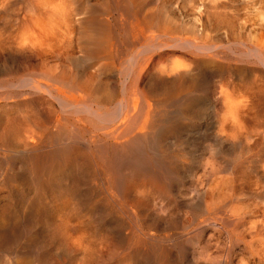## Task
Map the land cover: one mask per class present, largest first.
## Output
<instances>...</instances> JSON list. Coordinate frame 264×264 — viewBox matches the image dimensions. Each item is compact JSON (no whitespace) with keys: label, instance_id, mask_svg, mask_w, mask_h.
<instances>
[{"label":"bare ground","instance_id":"6f19581e","mask_svg":"<svg viewBox=\"0 0 264 264\" xmlns=\"http://www.w3.org/2000/svg\"><path fill=\"white\" fill-rule=\"evenodd\" d=\"M180 1L0 0V160L11 189L34 186L23 202L12 195L7 205H53L42 189L47 178L68 179L80 205H98L97 193L107 205H126L132 232L115 230L132 243L128 250L168 263L190 241H154L132 205H142L150 190L198 208L230 203L226 176L205 192L192 187L173 161L174 149L207 142L225 175L254 159L244 151L243 119L247 96L252 106L264 100V82L215 81L249 58L264 64V49L250 40L230 56L200 31L184 35ZM222 22L210 18L206 25ZM23 171L25 178L16 175ZM206 214L211 227L248 250L243 264H264V214L249 221L236 206Z\"/></svg>","mask_w":264,"mask_h":264},{"label":"rangeland","instance_id":"374dc122","mask_svg":"<svg viewBox=\"0 0 264 264\" xmlns=\"http://www.w3.org/2000/svg\"><path fill=\"white\" fill-rule=\"evenodd\" d=\"M211 1H180V30L184 35L191 36L194 30L200 31L203 40L223 46V51L230 56L234 55L233 52L240 53L244 48L241 43L250 40L259 41L264 49V0ZM206 4L209 8L204 9ZM210 18L223 22L210 27L206 25ZM235 67L240 69V76L233 72ZM231 68L230 72L216 79V85L222 81L231 86L241 83L245 87H257L264 82V64L257 63L255 59L249 58ZM247 97L249 105L243 119L242 140L244 151L254 152V159L243 167L237 169L232 166L227 175L223 174L218 167L220 155L207 142H194L190 149L186 145L174 149L173 161L177 160L179 173H184L181 176L186 177V182L192 187L205 192L223 176L228 178V205H202L201 208L182 205L153 190L148 192L142 205H132L134 213L146 221L154 241L164 245L190 241L183 255L172 254L169 262L163 263L158 255L153 260L152 257L145 260L144 256L128 250L132 243L124 242L122 234L115 230L119 228L126 234L132 232L135 218L126 215V205H107L101 193H97L94 199L98 205H80L69 180H59L55 175L51 181L47 178L46 185L42 187L54 199L53 205H7L13 197L19 201L22 197L23 202V198L32 194L34 186L26 181V185L18 190L11 189L4 177L1 159V224L5 218V222L0 224V234L3 232L2 241L5 243L0 248L1 260L13 264H243L249 257L248 250L239 244L234 245L232 236L226 231L211 227L206 212L210 210L220 214L222 209L236 206L248 213L249 221H255L264 214V100L252 106L251 98ZM13 114L17 115L15 110ZM235 137L232 138L235 147L229 158L231 164L238 155V139ZM24 172L16 175L21 173V178H25ZM157 220L164 225H157ZM2 226L5 231H1ZM134 244L142 246L138 239Z\"/></svg>","mask_w":264,"mask_h":264}]
</instances>
